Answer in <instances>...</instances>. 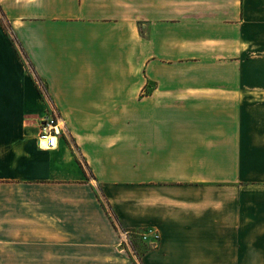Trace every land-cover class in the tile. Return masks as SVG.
Masks as SVG:
<instances>
[{
    "label": "crops",
    "instance_id": "crops-1",
    "mask_svg": "<svg viewBox=\"0 0 264 264\" xmlns=\"http://www.w3.org/2000/svg\"><path fill=\"white\" fill-rule=\"evenodd\" d=\"M0 264H264V0H0Z\"/></svg>",
    "mask_w": 264,
    "mask_h": 264
},
{
    "label": "built area",
    "instance_id": "built-area-1",
    "mask_svg": "<svg viewBox=\"0 0 264 264\" xmlns=\"http://www.w3.org/2000/svg\"><path fill=\"white\" fill-rule=\"evenodd\" d=\"M39 126L40 129L37 134L38 145L45 148L55 147L58 142V136L62 133L63 120L61 115L55 109L46 111L39 119ZM136 233L144 240H149V236L152 235V241H155V243L159 237L158 232L151 227L143 228L142 230L136 231ZM132 234L133 230L119 227V244L131 256L139 260Z\"/></svg>",
    "mask_w": 264,
    "mask_h": 264
},
{
    "label": "rangeland",
    "instance_id": "rangeland-1",
    "mask_svg": "<svg viewBox=\"0 0 264 264\" xmlns=\"http://www.w3.org/2000/svg\"><path fill=\"white\" fill-rule=\"evenodd\" d=\"M136 236H138V234ZM152 239H153L152 235L149 236V240L148 239L147 240L141 239L139 236L136 237V244L134 243V245H135V248L138 252L139 258H140V254L143 252L144 249H146L147 247H149L151 245L156 244L155 241H152Z\"/></svg>",
    "mask_w": 264,
    "mask_h": 264
}]
</instances>
